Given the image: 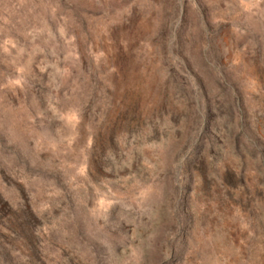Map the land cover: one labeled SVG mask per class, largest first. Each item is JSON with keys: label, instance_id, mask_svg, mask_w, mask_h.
Instances as JSON below:
<instances>
[{"label": "rangeland", "instance_id": "374dc122", "mask_svg": "<svg viewBox=\"0 0 264 264\" xmlns=\"http://www.w3.org/2000/svg\"><path fill=\"white\" fill-rule=\"evenodd\" d=\"M0 264H264V0H0Z\"/></svg>", "mask_w": 264, "mask_h": 264}]
</instances>
